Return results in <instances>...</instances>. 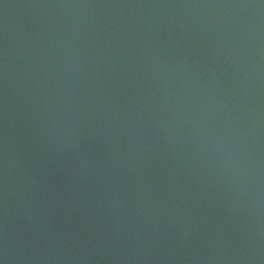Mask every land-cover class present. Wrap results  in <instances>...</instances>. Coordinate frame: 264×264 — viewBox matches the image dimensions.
Here are the masks:
<instances>
[{
    "label": "water",
    "instance_id": "95a60500",
    "mask_svg": "<svg viewBox=\"0 0 264 264\" xmlns=\"http://www.w3.org/2000/svg\"><path fill=\"white\" fill-rule=\"evenodd\" d=\"M0 261L264 264V0H0Z\"/></svg>",
    "mask_w": 264,
    "mask_h": 264
},
{
    "label": "clouds",
    "instance_id": "9594fccd",
    "mask_svg": "<svg viewBox=\"0 0 264 264\" xmlns=\"http://www.w3.org/2000/svg\"><path fill=\"white\" fill-rule=\"evenodd\" d=\"M0 264H4V262L3 261H0Z\"/></svg>",
    "mask_w": 264,
    "mask_h": 264
}]
</instances>
